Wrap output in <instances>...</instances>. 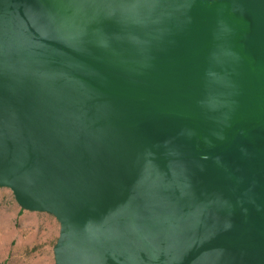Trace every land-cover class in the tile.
Instances as JSON below:
<instances>
[{
    "label": "water",
    "instance_id": "1",
    "mask_svg": "<svg viewBox=\"0 0 264 264\" xmlns=\"http://www.w3.org/2000/svg\"><path fill=\"white\" fill-rule=\"evenodd\" d=\"M0 185L57 264H264V0H0Z\"/></svg>",
    "mask_w": 264,
    "mask_h": 264
},
{
    "label": "rangeland",
    "instance_id": "2",
    "mask_svg": "<svg viewBox=\"0 0 264 264\" xmlns=\"http://www.w3.org/2000/svg\"><path fill=\"white\" fill-rule=\"evenodd\" d=\"M59 218L24 207L14 190L0 185V264H57Z\"/></svg>",
    "mask_w": 264,
    "mask_h": 264
}]
</instances>
